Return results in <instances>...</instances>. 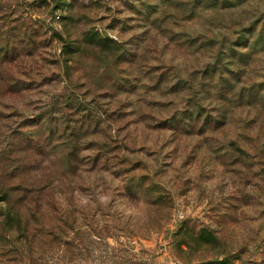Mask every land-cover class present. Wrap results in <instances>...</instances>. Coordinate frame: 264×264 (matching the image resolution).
<instances>
[{
	"label": "rangeland",
	"instance_id": "374dc122",
	"mask_svg": "<svg viewBox=\"0 0 264 264\" xmlns=\"http://www.w3.org/2000/svg\"><path fill=\"white\" fill-rule=\"evenodd\" d=\"M0 264H264V0H0Z\"/></svg>",
	"mask_w": 264,
	"mask_h": 264
}]
</instances>
